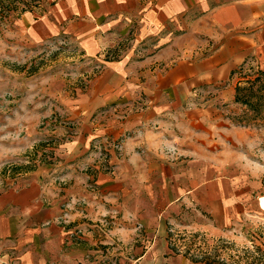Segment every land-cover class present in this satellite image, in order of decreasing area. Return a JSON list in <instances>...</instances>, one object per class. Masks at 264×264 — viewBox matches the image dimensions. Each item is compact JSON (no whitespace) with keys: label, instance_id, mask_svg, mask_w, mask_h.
Here are the masks:
<instances>
[{"label":"rangeland","instance_id":"374dc122","mask_svg":"<svg viewBox=\"0 0 264 264\" xmlns=\"http://www.w3.org/2000/svg\"><path fill=\"white\" fill-rule=\"evenodd\" d=\"M78 8L79 0H0V264H131L124 226L136 220L121 206L161 205V197L114 191L111 156L121 144L99 134L111 119L109 103L94 106L90 97L104 60L124 54L130 39L87 54L69 29ZM259 70L264 61L251 54L229 77L199 84L188 101L198 118L182 142L192 147L180 151L218 161L217 173L233 183L231 218L216 215L214 198L208 206L181 205L167 219L173 253L203 264H264V84L253 80ZM21 194L26 204H57L58 228L48 214L20 206ZM209 218L223 227L200 226ZM144 232L139 226L134 233Z\"/></svg>","mask_w":264,"mask_h":264},{"label":"crops","instance_id":"0c3cea01","mask_svg":"<svg viewBox=\"0 0 264 264\" xmlns=\"http://www.w3.org/2000/svg\"><path fill=\"white\" fill-rule=\"evenodd\" d=\"M75 16L69 29L77 30L89 55L130 39L124 54L104 60L90 100L94 106L98 100L109 103L111 119L99 134L121 144L111 156L115 193L161 197L151 210L121 206L125 218L136 220L124 226L123 240L132 241L131 264H203L171 252L167 219L191 200L208 206L214 198L220 205L216 215L228 222L233 183L217 173V160L180 151L192 147L182 142L191 134L188 123L198 118L188 101L199 84L229 77L249 55L264 61V0H79ZM208 48L212 52L204 53ZM26 199L21 194L20 206L48 214L58 228L57 204ZM206 210L214 217L213 209ZM205 223L200 226L223 227L211 219ZM139 226L143 235L134 233Z\"/></svg>","mask_w":264,"mask_h":264},{"label":"trees","instance_id":"16d2710c","mask_svg":"<svg viewBox=\"0 0 264 264\" xmlns=\"http://www.w3.org/2000/svg\"><path fill=\"white\" fill-rule=\"evenodd\" d=\"M234 71H235V70H233L232 73H233ZM261 76H262V77H261ZM263 76H264V70H259V71H258V74L253 78L254 82L257 81V80H258V81L261 80V81L259 82V84H260V85H261L262 83L264 84V81H263V79H262ZM249 81H250V79L248 80V82H249ZM254 82H252V84H253ZM250 88H251V86L248 85L247 87H245V89H246L245 91L249 90ZM262 88H263V87H262ZM262 88H261V86H260V88L257 87L256 89H262ZM253 90H254V89H253ZM253 90H249V91H248V95H247V93H246L247 98H248V96H251V95H252V94H250V93H252L251 91H253ZM248 99H249V98H248ZM171 243H172V242H171ZM171 248H173V246H171ZM173 249H174V248H173ZM192 259H193V260H199L198 257H192Z\"/></svg>","mask_w":264,"mask_h":264},{"label":"bare ground","instance_id":"6f19581e","mask_svg":"<svg viewBox=\"0 0 264 264\" xmlns=\"http://www.w3.org/2000/svg\"><path fill=\"white\" fill-rule=\"evenodd\" d=\"M262 207L264 208V197L262 198Z\"/></svg>","mask_w":264,"mask_h":264}]
</instances>
